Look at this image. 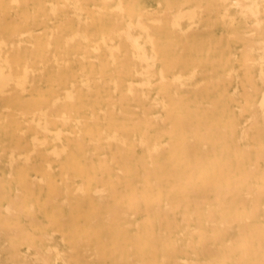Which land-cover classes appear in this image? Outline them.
<instances>
[{"label": "rangeland", "instance_id": "1", "mask_svg": "<svg viewBox=\"0 0 264 264\" xmlns=\"http://www.w3.org/2000/svg\"><path fill=\"white\" fill-rule=\"evenodd\" d=\"M9 1L0 0V25L5 26L0 27V40L7 41L5 51L12 53L13 44H20L19 39L18 37L8 38L4 30H23L24 16L33 14L39 3L36 0H21L17 2L18 4ZM259 1L258 18H250L241 11L242 4L239 0H86V2L84 0H71V2L54 0L53 3L48 4L61 11L48 21L35 23L32 26L33 36L25 38V43L21 44L23 47L33 44L37 37L38 39L49 38L53 33L58 36L56 43L61 40L62 44H66V39L76 32L89 37V41L84 38L81 40L84 47L86 45L90 47L96 44L102 32L116 29L119 23V28L132 27L133 34L140 37L144 52L152 57L154 68L152 86L158 87L162 84L158 80L162 73L166 77L164 84L169 86L178 85L174 83V79L179 76L191 81L182 85L186 87L178 93V104L171 102L169 97H163L157 91H152V98L160 105L152 107L149 111L153 119L162 124L152 125L147 135L152 142L157 141L160 144L162 151L157 155L148 154L146 147L140 144L145 132L142 128H138L129 141H135V148L132 151L129 147L126 153L133 166L131 175L121 172L116 146L103 147L104 132L122 126L132 127L137 124V116H134L132 120L127 115L115 114L111 120L104 119L102 114L107 108L105 106L94 109L91 107L86 93L87 86H84L82 82L84 70L98 75L104 69L100 58V55L105 53L104 50L90 48L81 61L71 58L68 65L70 82H58L52 85L43 81L40 86H36V89H27L22 93L26 100H38L40 93L63 97L72 89L82 91V96L75 102L77 118L69 123L55 121L50 127L49 142L45 145H39L44 136L32 129H26L28 124L26 118L19 117L20 115H17L15 111L16 108L9 109L5 102L0 100V177H2L0 178V208H2L0 209V232L3 234L2 236L0 234V264H24L23 262L33 264L32 260L35 261L37 258L38 264H42L40 260L45 254H50L49 258L47 257L50 260L45 264H141L145 261L146 263L149 261L147 264H160L164 260H166L164 264H174V262L175 264H202L200 262L203 264H264V218H262L264 216V120L260 116L259 123L254 121L255 115H261L260 103L264 98V81L259 79L258 66L246 69L245 61L249 57V48H244L249 47L252 42H264V0ZM62 4L64 5L61 6ZM118 6H120L119 9ZM66 7L69 8L68 11ZM77 8L83 10L82 19L77 18L76 15L73 16L72 12ZM100 8H107V14L100 15ZM169 10L171 12H165ZM175 12L176 14L179 12V19L174 15ZM194 12H197V15ZM169 15L174 16V19ZM185 15L189 18L184 19ZM255 22L261 24L262 30L257 31L254 28ZM176 23L179 25L174 26L177 25ZM251 33L252 36L249 37ZM109 45L128 47L124 38L117 34H114ZM3 50L4 48L0 49V54L4 52ZM54 52L56 55L60 53L59 43ZM256 54L257 52H254L253 55ZM176 61L179 62L176 63ZM252 76L256 80V86H249L248 81ZM92 85L93 96L105 94L103 88L105 85L102 82H95ZM195 87H200L201 91H196ZM252 87L258 89L257 94H250ZM93 112L96 115L95 118L92 116ZM13 113L18 119H11ZM179 114L188 116L189 122L182 135L172 133L178 127L176 115ZM217 123H220L229 133L226 143L215 144L214 151L210 146L206 158L202 154V147L199 146L193 155L191 165L195 166V181L201 184V175L206 172L210 174V171H213L215 159H221L224 164L223 169L230 176V181L237 183L236 187L225 196L224 204L219 208V217L223 220L236 213L238 220L234 222L231 234L218 240L214 238L212 227L206 224L203 218V203L208 205L215 201L214 188L189 189L188 196L181 200L178 179L173 175L169 176V170L164 171L165 167L179 165L180 142L183 140L190 142L196 133L197 138L203 139L208 135L205 134L206 126ZM223 128L218 131L219 135L215 134L216 137H221ZM23 131L26 132L22 134ZM215 136L212 135V138L215 139ZM96 144L99 145L96 146ZM19 153H32L30 161L28 160L26 164L23 159L25 157H20ZM139 159H142L143 164L137 162ZM251 166L254 167L251 169L249 168ZM67 170H69L68 174ZM146 172H149L152 179L158 180L150 187L151 196L157 199L156 204L161 207L171 204L173 210L169 214L153 212L149 207L145 210L148 201L142 199V195L147 185L142 182V179L143 173ZM97 187L99 191L95 190ZM258 187L261 189L259 190ZM250 190L259 192L256 193L258 201L248 199L242 202L246 192ZM16 194L19 195V201H16L18 200V197H15ZM202 197H205L203 203L200 202ZM135 198L137 204L132 207L130 200ZM10 199L13 202V207L10 206V208L15 209L16 204L17 211L22 208L24 213H13L14 209H8V213L6 208L8 204H11ZM213 199L214 201L211 202ZM119 206L129 212L130 219L121 220L120 216L113 215V222L109 225L110 222L105 220H110L108 217H112V212L119 213ZM252 206L255 209L250 208ZM250 210L253 211L252 214ZM193 211L198 212L201 221L199 225L197 220H189L188 214ZM97 214L102 216L99 215L95 219ZM93 217L96 223H92L95 222L92 221ZM247 217L249 219H246ZM170 222L173 224L170 225ZM12 226L19 230H23L22 227H24L25 230L22 235L13 236L15 229ZM117 232L119 235L116 234ZM88 233L91 235L90 239ZM47 234L50 238L45 239L44 236ZM208 236L211 237L209 241H207ZM257 237L260 240L259 243ZM97 240H99L98 243ZM118 242L126 247L123 255L120 249H116ZM188 242H191V245ZM229 243L232 247L228 246ZM260 243L261 246H259ZM208 246L211 247L208 250H212L210 253L206 251ZM248 246L249 254L245 252L249 249ZM108 247L111 248L108 249ZM236 247L241 248L236 249ZM85 250L87 253H83L86 252ZM117 250L118 252L114 254ZM214 250L218 252V255ZM240 255L244 256L241 257L244 260L239 259ZM187 261L193 262L186 263ZM196 261L197 263H194Z\"/></svg>", "mask_w": 264, "mask_h": 264}, {"label": "bare ground", "instance_id": "2", "mask_svg": "<svg viewBox=\"0 0 264 264\" xmlns=\"http://www.w3.org/2000/svg\"><path fill=\"white\" fill-rule=\"evenodd\" d=\"M20 1L21 0H10L9 2L17 3V2H20ZM84 1L86 2V0H84ZM104 1H107V0H104ZM36 2H38L39 5L36 8L35 12L33 14H27V15L24 16V19H23L24 28H23V30L18 31V30H14V29L10 30V29H5L4 28L5 29L4 31L8 34V38L13 39L14 37H18V39H19L18 41H19L20 44H13L12 51H11L12 53H10V52L5 51V48H7V41L5 39L2 40V41L0 40V49L4 48V50H3L4 52L0 54V100H3L5 102V104H6V106L9 109L16 108L15 111L17 112V115H20L19 117H21V118H26L25 120L28 123L27 126H26V129H32L36 133L42 134L44 136V138H43V140L41 142H39V145H45V144H47L49 142L48 141V138H49L48 135L50 134V127L55 121H62V122H65V123L66 122L69 123V122H71V121H73L74 119L77 118L78 111L76 110L75 102H76V100L78 98H80L82 96V91L79 90V89H72L70 91H67V93L63 97L40 93L38 95V100L37 99L26 100L23 97L22 93L25 92L27 89H36L37 88L36 86H40V83L43 82V81L48 82V83H50L52 85L54 83H58V82H60V83L70 82V72H69V69H68V65L70 63L71 58H75V59H78V60L81 61V60H83L86 57V52L90 48L93 49V50H98V51H103L104 50L105 53L100 55V58L102 60V64L104 66V69L100 73H98V75H94V74H92V72L90 73V72H87V71L84 70L82 72V76H83L82 77V82L85 84L84 86H87L86 93H87L88 99L90 101L89 103H90L91 107L93 109L98 107V106H100V107L105 106V108H107L102 114V117L104 119L111 120V119L114 118L115 114H117V115L118 114L127 115L130 119L134 118V116H137V120H136L137 124L133 125L132 127H124V126H122V127H118L116 129H112L110 131L104 132L105 144H104L103 147L104 148H108L111 145H115L116 149L118 151L117 159L120 162V170H122L121 172H126L127 174L129 173L131 175L132 172H133V166H132V164L130 162L131 160L128 159V156H127L126 153H127V150L130 149L129 147L132 148V151L135 148V141H133V142L132 141L129 142V141H130L131 137H134V135L136 133V130L138 128H142L143 131L145 132L143 140L141 141L140 144H142V146L144 145L146 147V152L148 154L157 155V154H159L162 151V148H161L160 144L157 141H153L152 142L151 139L149 138V136L147 135L148 134V130H149V128L152 125H158L159 126V125L162 124V122L154 120L153 117H152V114L149 111L152 107H156V106L160 105V103L157 100H154L152 98V96H151L152 91L155 90V91H157V93L159 95H161L163 97H169L171 102H173L175 104H178L179 103V101L177 100L178 99V93H179L180 90H182L184 87H186V86H182V85H184L186 82L191 81V79L184 78L183 76H179L176 79H174V83H176L178 85L169 86L167 84H164L166 82V77L162 73V74H160L159 79H158L162 84L160 86H158V87L152 86V77L154 76V68H153L152 57L150 55H148L146 52H144L143 47H142V45L140 43V37L139 36L136 37L133 34L132 27L129 26L127 28H124V27L121 26L122 28H119L118 27L119 23L116 25L117 26L116 29L110 30L108 32H102L100 37L98 38V41L96 42V44L92 45L90 47L87 46V45H86V47H84L83 42L81 40L82 38L88 40L89 37L87 35L86 36L85 35L82 36V35H80L77 32L73 33L70 36L69 39H66V44H64V43L62 44L61 40L56 43V37H58V36L57 35L55 36V34L53 33L49 38L47 37V38H39L38 39V37H37L33 44H31L30 46H24L23 47L21 44L25 43V40H26L25 38H27V37L30 38V37L33 36L32 26L35 23L48 21L49 19H52L53 17H55L57 15V13H59L61 11L58 8H56L55 6H53V5H48L49 3L50 4L53 3L54 0H36ZM65 2H71V0H65ZM239 2H241V4H242L241 5V9L242 10L241 11H243L246 15L250 16V18L251 17L258 18L257 17L259 15L258 14V8L260 7V1L259 0H239ZM42 3H45V4L42 5ZM63 5L64 4H62L61 6H63ZM198 5H200V4H198ZM120 6H118V9H119ZM182 6H184V5H182ZM198 8H200V6ZM66 9L68 11L69 8L66 7ZM170 10L169 11H165V12L166 13L167 12H171ZM107 11H108L107 8L101 9V12L99 14L100 15H106ZM120 11H122V10H120ZM191 11H194V10H191ZM195 11H196V9H195ZM82 12H83L82 9L77 8L72 13H73V16L76 15L77 18L82 19ZM178 13L179 12H177V14H176V12L174 13V15L177 18L179 17L178 15H180ZM194 13L197 15V12H194ZM66 14L68 15V13H66ZM190 14L193 15V13H190ZM186 15H189V13L188 14L186 13ZM192 15H190V17H192ZM142 16H143V14H142ZM169 16H171V15H169ZM138 17H139V15H138ZM180 17H183V16H180ZM171 18L174 19V16H171ZM177 18H176V20L179 19V18L178 19ZM186 18H187V16L184 19H186ZM188 18H189V16H188ZM139 19H140V17H139ZM181 19H183V18H181ZM190 19H193V18H190ZM140 20H138V21L140 22ZM121 22H123V21H121ZM157 22H154V23H157ZM178 25L179 24L174 25V26H178ZM0 27L2 28V27H5V26L0 25ZM254 28L257 29V31H258V30H262L263 27L261 26V24L259 22H255ZM188 31H186V33ZM186 33H184V34H186ZM114 34H117L120 37L124 38V40H125L126 44L128 45V47H121V46L120 47H117V46L113 47V46H110L109 42H112V37L114 36ZM60 35H62V34H60ZM250 36H252V33H251V35H249V37ZM60 38H61V36H60ZM58 43H59V48H60V53L58 54L59 56L56 55L55 52H54L56 50V47L58 46ZM246 47H244V48L245 49L249 48L248 49L249 57H247V59L245 61L246 69L247 68L252 69V68L258 66L260 68V70H259L260 71L259 79L264 81V42H258V43L257 42L256 43L252 42L249 47H247V48ZM256 47H259V48H256ZM254 52H257V54L253 55ZM177 62H179V61H176V63ZM154 63H155V61H154ZM195 70H197V69L195 68ZM212 71L213 70H211V72ZM219 80H222V79H219ZM95 82H102L105 85V86H103V88L105 90V94L103 96H93V94H92V92H93L92 86L93 85L92 84L95 83ZM248 82L250 83L249 86H256V84H255L256 80H255V78L253 76L249 78ZM253 88L254 87H252V90L250 92L251 95L257 94V90L258 89L256 90V89H253ZM195 90L196 91H201L200 87H195ZM260 109H261V115L260 114L259 115L258 114L255 115L256 113L253 114V116L255 115V117H254V121L255 122L259 120L258 118H260V116H261V119L264 120V98L262 99V102L260 103ZM92 116H93V118H95L96 115H95L94 112H93ZM253 116H251V118H253ZM14 118L18 119L17 116L13 113V114H11V119H14ZM176 119H177L176 122H177V126L178 127H177L176 130L172 131V133L177 134V135L178 134L182 135V133L184 132L185 128L188 127V125H189L188 116L179 114V115H176ZM12 121H14V120H12ZM258 123H259V121H258ZM263 124H264V122H263ZM20 125H21V123H20ZM20 125H19V127H20ZM84 125H85V123H84ZM222 128L223 127H222V125H220V123L210 124L209 126H206V131H205V134H208V135L203 137V139L202 138H197L196 137L197 133H196L195 136L191 139L190 142H188L187 140H183L182 142H180V146H179L180 147V149H179L180 150V154H179V159L180 160H179V163H178L179 165L176 166L174 164V166L171 167V168H166V167L164 168V169H166V170H164L166 172H168V170H169V173H170L169 176L173 175V176H175L178 179L179 192H180L179 194L181 196V200H184V198H186L188 196L187 194H188L189 189L196 190V189H199V187H201L204 190H207L210 187L214 188V190H215V201L213 199V200H211V202L212 201H214V202H212L211 204L207 205L206 203L202 202L203 199L205 198V197H202V200H200V202L204 204L203 218L205 220V223L212 227V229L214 231L213 232L214 233V238L217 239V240L219 238H221V237L229 236L231 234V230L233 228L234 222L238 220L237 216H235L236 213H234V216L229 217V218H224L223 220L220 219V217H219V214H220L219 208H220V206L222 204H224L225 196H227L228 193L231 192L234 187H236L237 183H235V182L232 183L230 181V176L223 169L224 164H223L222 160L221 159H215V162L213 161L214 162L213 171L212 172L210 171V174L208 172H206L205 174H202L201 175L202 182H201V184H198V182L195 181L196 180L195 179V170H194L195 166L191 165V161H192V158L194 157L193 155L195 154V151L198 150L199 146L202 147V150H201L202 154L206 158L207 154L209 152L210 146L213 149V148L216 147L217 144H220V145L223 144L224 145L226 143V137L229 134L226 129L223 128V132L221 133V137H219V136L216 137L215 136V134H217L218 131L221 130ZM162 130H164V129H162ZM26 131H23L22 134L24 132H26ZM58 132H60V131H58ZM38 134H36V135H38ZM69 134H71V133H69ZM210 135H211V137H210ZM212 135L215 136V139L212 138ZM218 135H219V133H218ZM82 140H80V141H82ZM98 145L96 144V146H98ZM17 148L18 147L16 146V149ZM214 150L215 149H213V151ZM13 151L15 152L17 150H13ZM63 152H65V151H63ZM32 153H25V154L24 153H19V155H20V157H23V156L25 157L23 159H25V163L27 164ZM55 155H56V153H55ZM60 157H61V155H60ZM259 157H263V156H259ZM104 159H105V157H104ZM137 162L140 163V164H143L142 159H139ZM196 162H197V160H196ZM23 163H24V161H23ZM255 163L256 162H254V164ZM49 164L51 165L52 163H49ZM237 166H240V165H237ZM253 167L251 166L249 168L252 169ZM48 168H50V167H48ZM28 169H30V168L28 167ZM68 172H69V170H67V174H68ZM134 172H135V170H134ZM54 173H55V170H54ZM148 173L149 172L143 173L144 176H143V179H142V182L145 185H147L146 186L147 187L146 191L142 195V199H145L146 201H148V206H146L145 210L147 209V207H149V208H151L153 210V212L156 211V212H159L160 214H164V215L169 214L173 210L172 205L169 204V205H166L165 207H161L159 204L158 205L156 204L157 203V199H155V198H153V196H151V193L149 192L150 187L153 184V182H157L158 180L157 179H152V176H150ZM62 176H64V175H62ZM260 176H263V175H260ZM0 178H2V177H0ZM117 179H118V177H117ZM89 180H87V181H89ZM113 180H111V181H113ZM130 180H132V178ZM39 182H41V181L39 180ZM90 182H91V180H90ZM32 184L34 185L33 187H35V184L34 183H32ZM60 185H61V183H60ZM66 187H67V185H66ZM126 187H127V185H126ZM260 187H262V186H260ZM260 187H258V189ZM248 188H250V187H248ZM79 189H80V187H79ZM250 189H252V188H250ZM67 190H69V187H67ZM95 190L99 191L98 187ZM257 192L251 191V190L249 192L247 191L246 192L247 194L245 195V197H243L244 199L242 198L243 200H241V201L243 202L244 200H248V199H250V200L254 199V200L258 201V198H257L258 195L256 194ZM75 193L78 194L79 192H75ZM75 193H74V195H75ZM100 194H102V192ZM106 194L107 193L105 192V195ZM54 195L58 196L55 193H54ZM91 195H92V193H91ZM9 196H11V195L9 194ZM18 196L19 195L16 194L15 197L17 198ZM55 198H57V197H55ZM136 198L130 200V205L132 207H134L137 204V199ZM11 199H10V203L11 204L7 205L8 208H6L7 206L5 207L7 210L8 209H14V208H12L13 207L12 206L13 202L11 201ZM19 199L20 198L18 197V200L16 199V201H19ZM140 200H141V198H140ZM205 200H207V199H205ZM230 200L232 201V199H230ZM47 201H48V199H47ZM193 201H194V199H193ZM200 202H199V204H200ZM242 202H240V203H242ZM22 203H24V202H22ZM107 203H109V202H107ZM160 203H162V202H160ZM81 204H83V203H81ZM15 205H14V207H15L14 211H12V210L11 211L13 213H16V214L20 213V212L22 213L23 212L22 208H21V210L17 211L18 208H16L17 205L16 206ZM10 206H12V207L10 208ZM108 206H109V204H108ZM257 206H258V204H257ZM257 206H255V207H257ZM116 207H117V204H116ZM116 207H114V208H116ZM253 207L254 206H252L250 208H253ZM225 208L227 209V207H225ZM0 209H2V208H0ZM253 209H255V208H253ZM253 209H251V210H253ZM31 210H33L32 207H31ZM118 210H119L118 211L119 213H117V214H116V212H112L111 213L112 217H108L110 215V214H108L107 217L110 220L107 219L105 221L106 222L107 221L110 222L109 225L111 224V222H113L112 221L113 220V215L120 216L121 220L130 219L129 218V212L126 211V209L124 210L123 207L120 208V206H119ZM251 210H250V213L252 214L253 211L251 212ZM112 211H114V210L112 209ZM140 211H142V209ZM143 211H144V209H143ZM254 211H256V210H254ZM200 212H201V210H200ZM235 212H237V211H235ZM8 213H9V210H8ZM33 213H34V210H33ZM10 215H12V213H10ZM99 215H101V214H99ZM99 215L97 214L95 219H97L99 217ZM250 215L248 217H250ZM6 216H8V215H6ZM188 216H189V220H197L198 221V225L200 224L201 221H200V218L198 216V212L197 211L190 212L188 214ZM26 217L29 218L30 216L26 215ZM248 217L246 219H249ZM34 218H32V220ZM131 218H132V216H131ZM262 218H264V216ZM63 219H65V218H63ZM95 219L93 217L92 221H95ZM176 219H177V217H176ZM246 219H245V223H247ZM189 220H188V222H189ZM33 221H35V219ZM36 221H41V220H36ZM181 221H180V223H181ZM183 221H185V220H183ZM175 222H176V220H175ZM92 223H96V221L92 222ZM92 223H91V225H92ZM137 223H138L137 225H139V222H137ZM185 223H186V221H185ZM172 224L170 222V225H172ZM24 225H25V223H24ZM128 225H126V226L128 227ZM159 225L161 226V224H159ZM175 225H176V223H175ZM124 226H123V228H124ZM12 227H14V226H12ZM107 227L109 228V226H107ZM129 227H130V225H129ZM137 227L139 228V226H137ZM246 227H247V224H246ZM1 229H2V227H1ZM14 229H15V227H14ZM22 229L23 230H19L18 228L15 229L14 233H13V236L22 235L23 231L25 230L24 227H22ZM88 229H90V228H88ZM190 229H192V227ZM3 230H4V228H3ZM109 230H110V228H109ZM97 231H99V229ZM194 231L197 232L196 230H194ZM118 232L116 234L119 235ZM108 233H107V235H108ZM206 233H207V231H206ZM213 233H211V234L213 235ZM0 234H1V236L3 235L2 232H0ZM27 234H28V232H27ZM89 234L90 233H88V235ZM93 235H94V233H93ZM107 235H106V238H107ZM153 235H155V234H153ZM198 235H199V233H198ZM89 236H88V238L90 239L91 235H89ZM158 236H160V235H158ZM47 237L50 238L48 236V234H47V236L46 235L44 236L45 239H47ZM210 238L211 237H209L208 240L207 239L206 240L209 241ZM237 238H238V236H237ZM237 238H236V241H237ZM134 239H136V238L134 237ZM48 240L49 241H53L52 239H48ZM78 241H80V243H81L80 239ZM123 241H124V239H123ZM236 241L234 239V242H236ZM258 241H260L259 238H258L257 242ZM86 242H87V240H86ZM98 242H99V240H97V243ZM214 242H215V240H214ZM229 242L231 243V241H229ZM89 243H90V240H89ZM89 243H88V245H89ZM118 243H119V244H117L118 248L116 246V249H120L121 253H122L121 255H123L126 247L123 245V243H121V242H118ZM230 243L228 244V246H230ZM77 244H79V242ZM263 244H264V242H263ZM203 245H205V244H203ZM170 246H173V245H170ZM210 246H208L206 248V251L208 250V248ZM259 246H261V243H260ZM111 247H108V249L111 248ZM129 247H131V246H129ZM230 247H232V245ZM252 247L254 248V246H252ZM203 248H204V246H203ZM222 248H223V246H222ZM233 248H235V247H233ZM237 248H241V247H236V249ZM246 248H247V246H246ZM246 248H245V250H246ZM259 248H261V247H259ZM78 249H79V247H78ZM37 250H40V249L37 248ZM202 250H204V249H202ZM202 250H201V252H202ZM248 250H250V247L245 252L248 253ZM208 251H209V253L212 252V250H208ZM214 251L216 252V250H214ZM231 251H233V249H231ZM116 252H118V250L114 251V254ZM151 252H152V250H151ZM256 252H257V249H256ZM256 252H254V253L256 254ZM83 253H87V251L83 252ZM170 253H171V251H170ZM173 253H175V251ZM216 253L218 255V252H216ZM39 254H41V253L39 252ZM255 254H253V255H255ZM49 255H47V254L43 255L41 260H40V262L42 264H45L47 261L49 262V260H50V259H48ZM241 255H244V254H241ZM241 255H240L239 259L241 257H244V256H241ZM36 256H38V255H36ZM36 256H34V257H36ZM105 256H107V255H105ZM245 256H246V254H245ZM261 258L262 257H260V260L262 261ZM104 259H106V257ZM129 259H130V257H129ZM226 259H228V258H226ZM239 259L238 260L235 259V260L236 261H240L243 258H241L240 260ZM38 260H39L38 258L35 259V261L32 260L33 264H38ZM121 260H122V257H121ZM121 260H119V261L121 262ZM32 261H30V262H32ZM165 261L166 260H164L163 263L161 262L160 264H164ZM183 261L185 262V260H183ZM212 261H214V259ZM261 261H259V262H261ZM177 262H178V259H177L176 263ZM191 262H193V261H190V262L187 261L186 263H191ZM23 263L25 264V262H23ZM143 263H146V261L143 262ZM143 263H141V264H143ZM194 263H197V261L194 262ZM200 263L203 264V262H200ZM208 263H209V261H208ZM174 264H175V262H174Z\"/></svg>", "mask_w": 264, "mask_h": 264}]
</instances>
